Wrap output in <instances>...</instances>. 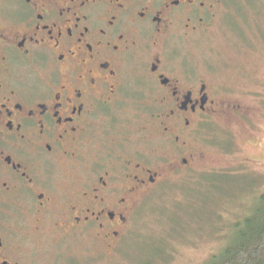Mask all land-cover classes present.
Masks as SVG:
<instances>
[{"label":"flooded vegetation","instance_id":"obj_1","mask_svg":"<svg viewBox=\"0 0 264 264\" xmlns=\"http://www.w3.org/2000/svg\"><path fill=\"white\" fill-rule=\"evenodd\" d=\"M247 4L0 0V264H34L37 243L46 264L62 244L116 251L222 109L191 46Z\"/></svg>","mask_w":264,"mask_h":264},{"label":"rangeland","instance_id":"obj_2","mask_svg":"<svg viewBox=\"0 0 264 264\" xmlns=\"http://www.w3.org/2000/svg\"><path fill=\"white\" fill-rule=\"evenodd\" d=\"M227 19L189 50L210 67L223 102L192 141L191 166L166 172L113 254L94 242L92 264H208L258 207L264 195V0H248ZM39 245L26 251L34 264H46ZM60 246L61 263H88L80 245L78 254Z\"/></svg>","mask_w":264,"mask_h":264},{"label":"trees","instance_id":"obj_3","mask_svg":"<svg viewBox=\"0 0 264 264\" xmlns=\"http://www.w3.org/2000/svg\"><path fill=\"white\" fill-rule=\"evenodd\" d=\"M255 212L236 226V237L208 264H264V195Z\"/></svg>","mask_w":264,"mask_h":264}]
</instances>
